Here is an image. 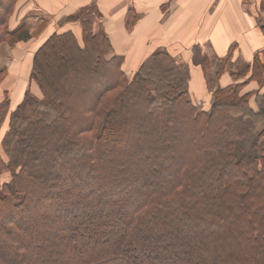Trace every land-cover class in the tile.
Listing matches in <instances>:
<instances>
[{
  "label": "trees",
  "instance_id": "trees-1",
  "mask_svg": "<svg viewBox=\"0 0 264 264\" xmlns=\"http://www.w3.org/2000/svg\"><path fill=\"white\" fill-rule=\"evenodd\" d=\"M16 1L0 2V44L22 40L8 29ZM61 22H80L83 41L54 32L35 51L42 98L0 103V180L11 176L0 181V264H264L259 54L232 74L246 81L212 90L206 112L189 96L190 66L167 50L131 78L95 14ZM201 66L206 74V57ZM249 82L259 89L245 92Z\"/></svg>",
  "mask_w": 264,
  "mask_h": 264
},
{
  "label": "crops",
  "instance_id": "crops-1",
  "mask_svg": "<svg viewBox=\"0 0 264 264\" xmlns=\"http://www.w3.org/2000/svg\"><path fill=\"white\" fill-rule=\"evenodd\" d=\"M93 5L102 17L97 29L107 33L113 55L124 58L123 70L129 77L152 54L165 49L190 66L189 96L206 112L211 109L213 89L246 81L247 76L235 79L232 74L247 68L257 54L264 64V0H17L8 29L19 30L22 40L0 44V70L4 72L0 103L8 95L10 109L14 110L27 92L42 98L31 79L35 51L54 32L72 31L82 43L81 23L61 21ZM129 11H133L132 16L138 15L131 29L126 23ZM232 45L236 47L233 57L216 79L219 59L228 54ZM204 57L209 69L211 59L215 61L212 75L209 69L205 74L201 66ZM258 89L257 82H249L245 92ZM8 129L6 121L0 132V157L1 141Z\"/></svg>",
  "mask_w": 264,
  "mask_h": 264
},
{
  "label": "rangeland",
  "instance_id": "rangeland-1",
  "mask_svg": "<svg viewBox=\"0 0 264 264\" xmlns=\"http://www.w3.org/2000/svg\"><path fill=\"white\" fill-rule=\"evenodd\" d=\"M87 11H91V13H93V14H95V19H97V21L99 20V22H101L102 21V17H101V14H100V12H99V9H98V7L96 6V5H93L90 9L89 8H86V11H81L80 13H79V16L80 15H82V14H84L85 12H87ZM77 15V14H76ZM211 61H212V65H211V69H209L210 71H209V73H210V75H212V71H213V68H214V63H215V61H214V59H211ZM249 146H250V141L249 140H247V141H245V142H243V143H239V146H238V150L240 149V150H242V151H240L238 154H239V156H241L242 155V153H243V151L245 150V151H249ZM257 152V155H260V150H256ZM5 158V160L7 161V157L6 156H4ZM29 162H32V170H30L29 171V173H31V174H35V171H34V164H33V156H31L30 158H29V160H28ZM41 164H45V161H42V162H39V166L41 165ZM10 178V179H9ZM9 179V180H8ZM1 180L2 181H10L11 180V176L9 175V174H4V175H2V177H1ZM0 180V181H1ZM3 183V182H2ZM176 251H173L172 252V254H174ZM176 254V253H175ZM175 254H174V256H175ZM133 256V257H132ZM177 256V255H176ZM175 256V257H176ZM131 257L133 258V259H136L137 257L136 256H134V255H131L130 254V257H129V259L131 260ZM170 259H172V256L171 255H169L168 256V260H170ZM182 260H184V257L182 258ZM191 260V258L190 257H187L184 261H185V263H188L189 261ZM130 262V261H129ZM128 262V264H130ZM146 260L145 259H143L142 257H140V263L141 264H146ZM169 262H171V261H169Z\"/></svg>",
  "mask_w": 264,
  "mask_h": 264
}]
</instances>
